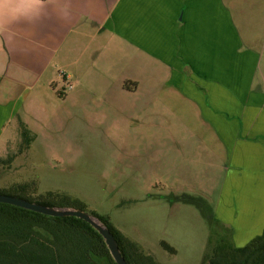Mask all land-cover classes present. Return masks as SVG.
I'll return each instance as SVG.
<instances>
[{
	"label": "rangeland",
	"instance_id": "374dc122",
	"mask_svg": "<svg viewBox=\"0 0 264 264\" xmlns=\"http://www.w3.org/2000/svg\"><path fill=\"white\" fill-rule=\"evenodd\" d=\"M132 52L102 53L105 81L91 92L80 85L75 91L54 72L55 86L40 87V106L27 110L24 103L19 116L25 125L18 116L0 138V189L33 181L39 194L72 195L161 264H200L221 239L245 245L252 235L239 239L224 222L230 207L223 195L229 174L224 142L200 103L171 82L175 74L165 60L152 53L138 62L135 92L126 84L117 99L106 97L131 70ZM64 95L71 97L64 102ZM23 129L36 135L28 146ZM239 207L232 205L230 215Z\"/></svg>",
	"mask_w": 264,
	"mask_h": 264
},
{
	"label": "crops",
	"instance_id": "0c3cea01",
	"mask_svg": "<svg viewBox=\"0 0 264 264\" xmlns=\"http://www.w3.org/2000/svg\"><path fill=\"white\" fill-rule=\"evenodd\" d=\"M114 48L134 49L132 68L106 97L117 99L118 88L126 84L134 86L129 94L135 92L142 70L138 62L152 53L163 58L166 69L174 71L171 82L200 103L224 142L229 165L225 203L241 206L232 208L234 217L228 208L225 224L240 232L239 239L261 234L264 0H45L38 19L0 30V138L25 102L27 110L40 106V87L50 82L54 87L52 75L59 69L66 71L72 89L80 85L91 92L103 84L99 60ZM69 97L64 95V102ZM23 120L19 116L21 126ZM26 130L33 143L36 135Z\"/></svg>",
	"mask_w": 264,
	"mask_h": 264
},
{
	"label": "trees",
	"instance_id": "16d2710c",
	"mask_svg": "<svg viewBox=\"0 0 264 264\" xmlns=\"http://www.w3.org/2000/svg\"><path fill=\"white\" fill-rule=\"evenodd\" d=\"M29 145L30 133L22 130ZM30 137V138H29ZM3 161L0 159V164ZM0 194L42 206L88 213L114 237L127 264H161L118 230L106 215L88 211L78 198L63 192L37 193L35 182L12 184ZM162 249H174L160 242ZM0 264H115L102 237L85 221L75 217L53 218L0 203ZM200 264H264V229L241 247L221 239Z\"/></svg>",
	"mask_w": 264,
	"mask_h": 264
},
{
	"label": "water",
	"instance_id": "95a60500",
	"mask_svg": "<svg viewBox=\"0 0 264 264\" xmlns=\"http://www.w3.org/2000/svg\"><path fill=\"white\" fill-rule=\"evenodd\" d=\"M0 203L11 205L53 218L75 217L81 219L87 224H89L102 237L104 244L106 245V248L108 249L109 254L115 264H127L121 256L117 243L112 234L109 232V230L105 228L100 222H98L94 217L90 216L84 211L68 208H53L42 206L36 203L25 201L23 199L10 197L2 194H0Z\"/></svg>",
	"mask_w": 264,
	"mask_h": 264
},
{
	"label": "clouds",
	"instance_id": "9594fccd",
	"mask_svg": "<svg viewBox=\"0 0 264 264\" xmlns=\"http://www.w3.org/2000/svg\"><path fill=\"white\" fill-rule=\"evenodd\" d=\"M45 0H0V30L20 21L38 19Z\"/></svg>",
	"mask_w": 264,
	"mask_h": 264
},
{
	"label": "built area",
	"instance_id": "2783aa9c",
	"mask_svg": "<svg viewBox=\"0 0 264 264\" xmlns=\"http://www.w3.org/2000/svg\"><path fill=\"white\" fill-rule=\"evenodd\" d=\"M61 76H64L65 77V74L62 72V71H60V73H59ZM71 85H69V87H70Z\"/></svg>",
	"mask_w": 264,
	"mask_h": 264
}]
</instances>
